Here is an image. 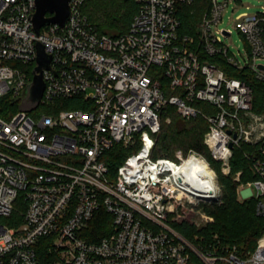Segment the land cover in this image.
I'll return each instance as SVG.
<instances>
[{
	"label": "built area",
	"instance_id": "obj_1",
	"mask_svg": "<svg viewBox=\"0 0 264 264\" xmlns=\"http://www.w3.org/2000/svg\"><path fill=\"white\" fill-rule=\"evenodd\" d=\"M86 1L71 0L64 27L37 34L35 0H0V218L11 222L0 220V264H264V233L244 251L217 235L190 239L179 228H199L198 204L220 200L218 176L204 156L152 157L167 105L186 120L205 119L204 143L225 175L235 147L264 140L252 89L218 59L264 81V6L237 17L248 46L243 64L223 39L232 32L217 29L229 0H209L198 40L179 35V7L196 0H134L137 12L118 37L95 31L81 10ZM38 44L50 67L42 71L38 106L22 110ZM116 145L133 151L112 174L105 157ZM191 157L213 176L195 180L182 171ZM254 170L261 178L239 190L261 199L257 214L264 216L263 164ZM101 209L112 216L111 232L86 241L87 223Z\"/></svg>",
	"mask_w": 264,
	"mask_h": 264
},
{
	"label": "trees",
	"instance_id": "obj_2",
	"mask_svg": "<svg viewBox=\"0 0 264 264\" xmlns=\"http://www.w3.org/2000/svg\"><path fill=\"white\" fill-rule=\"evenodd\" d=\"M137 8L134 0H87L81 10L98 34L118 37L128 31ZM209 9V0H196L191 6L181 5L179 35L197 39L198 24ZM218 59L230 77L242 80L252 89V112L264 115V81L258 80L248 68L239 70ZM218 59L210 60L216 62ZM195 105L207 112L215 111L205 102H196ZM75 107L79 106L68 102L66 104L68 109ZM167 118L170 120L169 123H166ZM207 130L208 123L202 117L186 120L172 105H167L163 111L161 131L156 137L152 157L175 160L178 151L184 156H188L191 152L200 154L215 170L222 191L219 201L203 207L204 212L213 217V222L203 228L186 227L184 224L179 225V228L190 239H194L195 234L205 235L206 238L217 235L224 243L236 245L244 251L253 250L258 238L264 233V216L257 214V204L261 199L251 197L241 201L237 197V189L241 183L261 178L255 173L254 165L259 161L264 166V140L254 145L242 143L239 147H235L230 161L231 172L225 175L220 170V163L212 158L204 143ZM132 151L116 145L107 154L105 161L112 174ZM239 172H241L240 181L236 182L234 177ZM262 199L264 200V197ZM14 217L19 221L17 213L13 214V219ZM0 220L7 224L11 223L10 218H0ZM111 226L112 216L105 209H101L87 223L83 236L86 241H97L111 232Z\"/></svg>",
	"mask_w": 264,
	"mask_h": 264
},
{
	"label": "water",
	"instance_id": "obj_3",
	"mask_svg": "<svg viewBox=\"0 0 264 264\" xmlns=\"http://www.w3.org/2000/svg\"><path fill=\"white\" fill-rule=\"evenodd\" d=\"M70 2L71 0H35L36 10L31 17L35 33L39 34L43 26L52 24L64 27L72 13ZM50 61L51 56L47 55L43 46L38 44V65L33 71V80L27 88L22 110H33L38 106L44 91L42 71L50 67ZM260 68L264 69V66L260 65Z\"/></svg>",
	"mask_w": 264,
	"mask_h": 264
},
{
	"label": "rangeland",
	"instance_id": "obj_4",
	"mask_svg": "<svg viewBox=\"0 0 264 264\" xmlns=\"http://www.w3.org/2000/svg\"><path fill=\"white\" fill-rule=\"evenodd\" d=\"M229 4L225 8L223 13L222 21L219 23L217 29H227L232 32L229 38H223L227 43L230 44L231 49L237 54L239 60L244 64L248 62L247 58V49L248 46L245 43L244 37L238 32L236 28L237 17L242 13H247L249 15L258 13L261 11V7L264 6V0H242L241 2H237L236 0H229ZM249 7V8H247ZM47 28L43 27V31H46ZM205 111V110H204ZM169 118L166 119V123H169ZM239 186L237 189V197L239 200L243 201L246 198H251L248 193L241 192L239 190ZM213 203V202H212ZM210 202H201L198 204L196 208V214L193 216V219L201 223L199 228H203L207 226L209 223L213 222V217L207 215L203 207L206 204H212ZM209 218L212 220L211 222H207ZM206 220V221H205Z\"/></svg>",
	"mask_w": 264,
	"mask_h": 264
},
{
	"label": "bare ground",
	"instance_id": "obj_5",
	"mask_svg": "<svg viewBox=\"0 0 264 264\" xmlns=\"http://www.w3.org/2000/svg\"><path fill=\"white\" fill-rule=\"evenodd\" d=\"M191 170V174L195 177V180H199L201 178L209 179L213 176V172L210 170L208 165L195 157H191L188 162L182 167V171Z\"/></svg>",
	"mask_w": 264,
	"mask_h": 264
}]
</instances>
